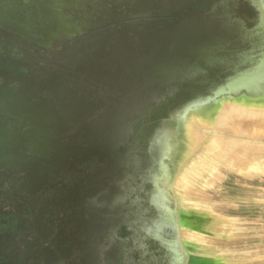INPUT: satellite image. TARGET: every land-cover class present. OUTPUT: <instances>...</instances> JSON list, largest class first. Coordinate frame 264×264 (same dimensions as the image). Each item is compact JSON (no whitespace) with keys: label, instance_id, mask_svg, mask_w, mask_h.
Returning <instances> with one entry per match:
<instances>
[{"label":"flooded vegetation","instance_id":"obj_1","mask_svg":"<svg viewBox=\"0 0 264 264\" xmlns=\"http://www.w3.org/2000/svg\"><path fill=\"white\" fill-rule=\"evenodd\" d=\"M59 1L0 0V264H186L185 125L184 158L263 58L264 0Z\"/></svg>","mask_w":264,"mask_h":264},{"label":"rangeland","instance_id":"obj_2","mask_svg":"<svg viewBox=\"0 0 264 264\" xmlns=\"http://www.w3.org/2000/svg\"><path fill=\"white\" fill-rule=\"evenodd\" d=\"M263 79L264 66L244 77L249 83ZM238 101L223 97L211 120H196L199 141L184 158L185 125L173 181L186 264H264V118L247 117ZM213 134L243 140L235 154L212 163L218 149L204 145Z\"/></svg>","mask_w":264,"mask_h":264},{"label":"bare ground","instance_id":"obj_3","mask_svg":"<svg viewBox=\"0 0 264 264\" xmlns=\"http://www.w3.org/2000/svg\"><path fill=\"white\" fill-rule=\"evenodd\" d=\"M238 106L239 105H241V106H245L246 107V109H247V114H245L247 117H251V116H253V118H255V117H257V118H264V101L263 102H247L246 100L244 101V100H239L238 101V104H237ZM238 109H240L241 111H242V109L241 108H238ZM239 110V112H241ZM237 113V112H236ZM244 113V112H243ZM242 113V115H243V117L245 116L244 114ZM229 114V113H228ZM231 114V113H230ZM241 114V113H240ZM239 114V115H240ZM226 116V115H225ZM241 116V115H240ZM235 117H237L236 115H235ZM242 117V116H241ZM242 117V118H243ZM239 118V117H238ZM237 118V119H238ZM252 118V117H251ZM250 118V119H251ZM224 119H226V118H224ZM249 119V120H250ZM198 122L199 121H202V122H205L203 119H196ZM245 119L243 118V120H242V122L244 121ZM252 120V119H251ZM255 120V119H254ZM224 121V120H223ZM240 121H241V119H240ZM263 122V121H262ZM223 122H221V124H222ZM239 123H241V122H239ZM249 124V123H248ZM261 124V123H260ZM220 125V124H219ZM217 126V125H216ZM215 126V127H216ZM218 127V126H217ZM217 127H216V129H214V130H212V131H214V133H216L217 131H219V129H217ZM221 127V125L218 127V128H220ZM257 128V127H256ZM195 129V130H194ZM197 128L195 127V123L194 124H192V127H191V129H190V137H191V142H192V146H194L196 143H197V141H199V131L198 130H196ZM261 131H262V129H261ZM251 132V131H250ZM255 132V131H254ZM214 135V136H213ZM212 136V138L210 139L209 138V141L204 145V148L205 149H208V150H211V148L212 149H218V152H216V158H215V161L214 162H212V163H215L216 161H220V160H222V159H224V158H226V157H229V155L230 154H235V152H236V150H237V147H238V145L239 144H241V142H242V140L243 139H241V140H239V139H233V138H228V139H224L223 137H221L220 135L218 136V135H216V134H213ZM213 152H215V151H213ZM244 156V155H243ZM212 163H210V164H212ZM209 164V165H210ZM208 165V166H209Z\"/></svg>","mask_w":264,"mask_h":264},{"label":"water","instance_id":"obj_4","mask_svg":"<svg viewBox=\"0 0 264 264\" xmlns=\"http://www.w3.org/2000/svg\"><path fill=\"white\" fill-rule=\"evenodd\" d=\"M49 4L53 6V8H57L58 10L61 9V1L59 0H47ZM59 13V12H58ZM59 15V14H57ZM264 66V56L260 60V62L252 68L251 71L242 72L239 75L235 76L233 80L229 81L226 85H222L218 87V89L215 91L214 99H218L221 95H227L228 97H232L233 93H237L238 91L242 89H249V87L257 86L258 83L261 81H256L253 83L246 82L244 80L245 75L251 73L252 71L262 68Z\"/></svg>","mask_w":264,"mask_h":264}]
</instances>
